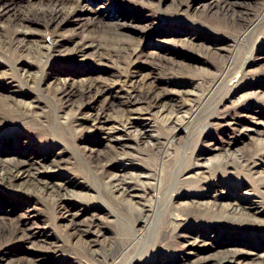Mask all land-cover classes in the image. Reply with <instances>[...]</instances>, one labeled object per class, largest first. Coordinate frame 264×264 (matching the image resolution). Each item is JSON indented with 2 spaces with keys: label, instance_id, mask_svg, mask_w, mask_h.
I'll return each mask as SVG.
<instances>
[{
  "label": "bare ground",
  "instance_id": "obj_1",
  "mask_svg": "<svg viewBox=\"0 0 264 264\" xmlns=\"http://www.w3.org/2000/svg\"><path fill=\"white\" fill-rule=\"evenodd\" d=\"M8 1L0 0V54L11 58L19 57L17 61L23 64V81H32L34 74L28 69L33 62L31 58L47 57L44 63L49 64L50 59L63 50H71L77 54L90 51L94 53L98 63L102 60H114L125 62L129 66L134 65L135 61L143 56L152 69L144 74L132 66L114 79H107L94 67L90 75L85 77L59 78L54 91L56 97L65 105L61 110L55 113L44 111L41 100L38 99L29 105L20 104L9 108L0 115V125L11 124L16 118H20L23 125L33 124V136L37 140H43V136H47V139L57 138L65 150L87 131L99 133L107 143H116L117 146H113L106 154L88 158L94 177L103 184V188L101 191L99 186L95 187L93 184L87 187L100 194V201L110 208L108 214L116 218H119V213L113 208L116 205V196L119 197L117 202L120 205H124L126 197L138 203L142 202L140 209L144 216L136 220L140 227L133 225L132 231H124L119 237L114 235L112 238H106L102 227L104 216L99 213L100 208L94 207L89 215L84 217L80 212H74L75 205L70 206L67 203L62 190L50 188L46 182L48 173L41 169L44 168L42 160H0V189L12 188L16 181L24 178L32 179L36 186L44 185L40 190H45L53 198L55 213L64 219V227L88 248L86 252H81L80 249L66 250L63 246L48 242L47 238H41L42 234L36 228L29 226V218L32 216L24 213L13 228L7 225L8 222L0 220V250H10L12 245L18 244L36 251L32 245L40 239L39 243L42 245L36 252L41 257L40 260H46V263L49 262L42 259V256H51L60 250L57 256L61 255L63 260L59 264H63L64 259L72 260L71 264H132L133 261L141 259L147 262L152 261L151 259L159 261L149 264H165L167 262L160 261L162 251L167 247H174L182 239V248L189 250L187 255L198 256L196 250L200 248L212 251L205 257L189 259L188 264H221L241 255L264 258V245L246 242L245 234L241 233L248 224L247 227L251 230L245 232L249 236L253 228L256 231H264V139L259 142L261 146H254L233 156L229 152L231 146L244 138L246 131L258 132L255 125H263L262 122L257 120L253 125L252 121L247 119L245 123H241L235 121L234 113L220 118L216 105L215 113L207 117L205 128L211 124L209 119L215 122L223 119L224 131H228L224 145H213L210 148V151H226V154L216 157L207 151L194 156L193 150H184L181 142H177L175 137V130L185 129L189 139L190 130L202 113L201 100L204 96L214 99L222 84L231 81L225 98H232L240 92L241 98L244 99L248 98V94L252 95L248 92L251 88L248 81L253 78L251 72L236 65L230 55L217 56L216 70L212 71L210 76L194 78V81L187 83L184 81L186 72L171 66L175 63L177 51L170 49L167 56L152 55L140 48V43L116 40L120 30L125 27L120 21L102 24L100 20H94L96 28L101 26L106 29L95 30L99 33L98 37L63 35L64 29L77 19L80 12L82 13L78 10L82 0H41L47 8L32 14L9 13ZM180 1L177 9L181 7L183 0ZM208 4L216 8L220 21L214 27L234 38L228 42L229 48L220 46L221 42L226 40L211 38L213 48L230 50L251 44V54L243 65L253 62V53L257 49L264 52L263 45L256 41L258 37L264 38V0H258L252 7L228 0H210ZM257 7L261 10L257 11ZM36 21H40L52 31V41L46 43L39 38L41 36H37L38 33L32 27ZM162 41L176 42L167 38ZM10 69L12 72L17 71L15 66H10ZM158 73L169 76L177 82L176 86L169 87L170 83L159 82ZM13 83L11 81V84ZM40 83H35L37 91ZM182 95H188V101L181 100L179 97ZM261 98L264 100V97ZM221 101H217V104ZM63 109H68L69 112L64 113ZM184 109L187 112L186 117L173 116ZM153 111L169 115L164 120L167 131L165 137L157 135L153 126L141 124L139 121L140 118L144 120L145 117L152 116ZM76 115H81L84 121L77 120L74 124L72 120ZM162 129H158V132ZM202 133L205 136L210 135L206 130ZM130 137L135 144L132 141L127 142L126 139ZM141 141L146 142V158L140 157L137 152L140 147L137 143ZM73 151L78 153L75 149ZM218 174L222 175V179L217 177ZM85 175L87 177L88 173ZM224 175L229 179V184H216L222 188L212 194L213 186L207 183L215 179H218L216 182L224 181ZM231 175L236 178L229 177ZM233 179H236V182L231 184ZM206 192H210V195H204V201H185L178 204L174 202V198H197ZM219 197H226L230 201H219ZM4 201L3 196H0V203ZM160 204L170 210L169 214L163 217V221L158 216ZM189 225L200 227L201 230L189 231ZM206 228L215 229L219 235L226 232L232 238L207 240ZM237 234L240 235L236 236ZM93 236L104 237L107 242V249L101 256L93 255ZM83 261L85 263H82ZM10 264L36 262L24 256L19 262Z\"/></svg>",
  "mask_w": 264,
  "mask_h": 264
},
{
  "label": "rangeland",
  "instance_id": "obj_2",
  "mask_svg": "<svg viewBox=\"0 0 264 264\" xmlns=\"http://www.w3.org/2000/svg\"><path fill=\"white\" fill-rule=\"evenodd\" d=\"M209 1L183 0L181 7L177 9V4L181 2L180 0H82L78 8L82 13L80 12L77 19L68 25L62 33L65 36L79 34L81 36L89 35L98 37L99 33L95 30L105 31L106 29L101 26L96 28L95 24H93L94 20H100L102 24H107L115 20L120 21L125 24V27L120 30V34L116 40H122L132 44L140 43L139 47L145 49L148 51V54L152 55L160 54L161 56H167L169 55L168 52L170 49L177 51L175 63L171 66H174L177 70L186 72L184 81H187V83L194 78L210 76V73L216 70L217 65L215 62L217 61V56L230 55L236 65L243 66L246 71L251 72L250 75H253V78L248 81L251 84L248 92L252 93V95L248 94V98L244 99L241 98L240 95L242 93L240 92L232 98H225L224 96L228 86H231V81L222 84L214 99H208V97L204 96L201 100L202 113L197 117L195 126L191 128L189 139L187 130L185 129L175 130V137L177 142H181L184 150L187 149L188 152L189 150H193L194 156L207 151L208 153L210 152L211 156L216 157L226 154V151H210V148L213 145L218 147L224 145L228 132L224 131L223 119L216 122L209 119L211 124L205 128L207 117L215 113L216 105L220 118L226 116L228 113H234L236 117L235 121H240L241 123H245L247 119L249 121L251 120L253 125L257 120L262 122L263 125H255L258 132L246 131L244 138L240 139L236 145L231 146L229 152L233 156L254 146H261L259 142H262L264 139V100L261 98L264 97V52L262 53V51L257 49L253 53V62L243 65L251 54V44L235 49L231 48L230 50H217L215 49L216 47L213 48L214 46L212 47L210 41L211 38L226 40L220 44V46H225L226 48H229L227 46L228 42L234 38L227 33L218 31L214 27L220 21L216 15V8L211 7V5L209 6ZM228 1L240 2L247 7L255 6L258 3V0ZM44 8H47V6L41 0L8 1L9 13L25 12L32 14ZM255 9L258 11L259 8L257 7ZM32 27L38 33L37 36H41L39 38L43 39L44 42L48 43L50 40L52 41V31L48 30L40 21L34 22ZM164 38L176 42L164 43L162 41ZM256 41H260L264 51V38L258 37ZM18 59V56L11 58L0 54V115L4 114L9 108H15L20 104L29 105L38 99L41 100L44 111L49 110L50 113H55V111L61 110L62 106L65 107V105L56 97L54 91L58 85L59 78L73 77L78 79L85 77L90 75L94 67L107 79H114L117 75L124 73L126 69L132 66L137 67L136 69L144 74L152 69V66L145 61L146 58L143 56L138 58L134 65L129 66L125 62H122V64L114 60H102L98 63V59L90 51L77 54L71 50H63L57 56L50 59L49 64L44 63L48 59L47 57H41L40 59L31 58L30 60L33 62L28 69L34 75L32 81L26 82L25 80L23 81V64L19 63L17 61ZM10 66H15L17 71L12 72ZM40 75L41 77H39ZM158 75L159 82H168L170 83L169 87L176 86L177 82L169 78V76L160 73ZM11 81L14 83L11 84ZM38 82H41L39 91L35 89V83ZM179 98L188 101L189 96L182 95ZM220 100H222L221 103L217 104V101ZM64 111V113L69 112L68 109ZM155 111H153L154 114L152 116H147L144 120L140 118L139 121L141 124L153 126V130L157 135L165 137L167 131H165L164 120L169 115L167 116L165 112ZM173 116L178 118L186 117V109ZM82 118L81 115H76L72 121L74 124L77 120L82 122L84 121ZM22 121L20 118H16L11 124L1 123L0 160L11 161L15 160V158L42 160L44 168L41 169L48 173V177L45 178L46 182L50 188L62 190L67 203L70 206L72 204L75 205L73 207L74 212H80V215L84 217L88 216L94 207L100 208L99 213L104 216L102 227L106 234L104 237L106 238H112L114 235L119 237L124 231H132L133 225H137L138 228L140 227L136 220L144 216V212L140 209L142 202L138 203L136 200L131 198L127 199L126 197L125 202H123L124 205H120L117 202L119 197L116 196L114 200L116 201V205L113 207L119 213V218H116L108 214L110 208L100 201V194L98 195L95 189L87 187L93 184L95 187L99 186L101 191L103 188V184L94 177L93 170L88 164V158L106 154L113 146H117L116 143H107L99 133L87 131L81 138H77L74 144L70 145V148H66L65 150L63 144L57 138L47 139V136H43V140H37L33 136V124L23 125L21 124ZM158 129H162V131L158 132ZM204 130L210 135H203L202 131ZM209 139L213 140L210 141ZM126 140L128 143L131 141L134 144L136 143L131 137ZM213 142L215 144H212ZM145 143V141L137 143L140 146L137 152L140 153V157L145 156L146 158V152H148L146 150L148 149ZM73 149L79 155L78 153H74ZM87 173L88 175L86 177L85 174ZM217 177L222 179V175L220 174ZM229 177L236 178L235 175ZM223 179L224 181L216 182L218 179H215L207 183L213 186L212 194L216 192L215 190L222 188L216 186V184L223 183L225 186L229 184L230 181L226 178V175L223 176ZM232 182H236V179H233L231 184ZM43 186L42 184L36 186L32 179L24 178L16 181L12 188L0 189V196H3L5 200L4 203H0V220L8 222L7 225L13 228L24 213H29L32 216L29 218V226L36 228L42 234L41 238H47L48 242L63 246L66 250L80 249L81 252H86L88 250L86 245L73 237L71 231L64 227V219L58 217L55 213L53 198L45 190H40ZM103 193L105 192L103 191ZM217 194H219V191ZM204 195H210V192H206V194H202L201 197L197 198L192 197L185 200L174 198V202L178 204L185 201H204ZM219 201L228 202L230 200L226 197H219ZM158 211V216L159 218L161 217L162 221L163 217H166L170 212L169 209L164 207V204L159 205ZM242 220L245 221L244 219ZM247 226L249 224L245 225V229L241 232L245 234L244 238L246 242L254 245L256 243L264 245V231H256L253 228L249 236L245 231H250L251 229ZM187 228L189 231L201 230L200 227L196 228L190 225ZM206 234L207 240L213 238L220 241L232 238L226 232L219 235L215 229L208 230L206 228ZM239 235L237 234L236 236ZM104 237L96 238L93 236L92 250H95L93 255L101 256L107 249V242L104 240ZM39 240L32 245L36 251L42 245V243H39ZM181 243L183 244L184 240L181 239L174 247H167L166 250L162 251L160 261L167 262L165 264H188L187 261H190L189 259L205 257L212 253L210 249L200 248L196 250L198 256L187 255V251L189 250L186 247L182 248ZM24 246L14 244L10 250H0V264L19 262L24 256L34 259L36 264L62 263L61 260L63 258L60 257L61 255L57 256L61 252L60 250L57 254L47 257L42 256V259H47V262H49L46 263V260H40L41 257L37 255L36 251L28 250L25 248L27 246ZM259 251L261 250L259 249ZM151 260L148 262L142 259L139 261L135 260L132 264L159 262L158 260ZM71 262L72 260L64 259L63 264H71ZM82 263L85 262L83 261ZM221 264H264V258L241 255L235 259L224 261Z\"/></svg>",
  "mask_w": 264,
  "mask_h": 264
}]
</instances>
